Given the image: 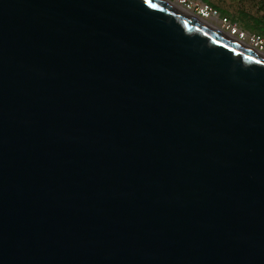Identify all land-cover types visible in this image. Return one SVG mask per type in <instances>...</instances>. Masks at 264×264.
I'll use <instances>...</instances> for the list:
<instances>
[{"label":"water","instance_id":"water-1","mask_svg":"<svg viewBox=\"0 0 264 264\" xmlns=\"http://www.w3.org/2000/svg\"><path fill=\"white\" fill-rule=\"evenodd\" d=\"M165 0H0V264H264V53Z\"/></svg>","mask_w":264,"mask_h":264},{"label":"rangeland","instance_id":"rangeland-1","mask_svg":"<svg viewBox=\"0 0 264 264\" xmlns=\"http://www.w3.org/2000/svg\"><path fill=\"white\" fill-rule=\"evenodd\" d=\"M206 2V0H197ZM211 5L218 10L219 16L208 18L210 24L221 28L224 31H229L224 27L222 19L227 17L232 23L238 24V31H244L249 34L257 33L263 35L264 38V23L261 14L257 9L255 0H207ZM259 30V31H258ZM261 31V32H260ZM240 38V32L235 34ZM250 44L249 37L242 40ZM252 46V45H251ZM256 49V48H255Z\"/></svg>","mask_w":264,"mask_h":264},{"label":"built area","instance_id":"built-area-1","mask_svg":"<svg viewBox=\"0 0 264 264\" xmlns=\"http://www.w3.org/2000/svg\"><path fill=\"white\" fill-rule=\"evenodd\" d=\"M178 5L182 6L183 9L191 11L193 14H196L200 17L214 18L219 16L218 10L214 8L213 5L206 3V2H199L197 0H173ZM205 18V19H206ZM224 27L229 30L226 32H240V39L244 40L245 38L249 37L250 45L254 46L258 51L264 53V38L262 35L253 33L249 34L244 31H238V24L232 23L227 17L222 19Z\"/></svg>","mask_w":264,"mask_h":264},{"label":"bare ground","instance_id":"bare-ground-1","mask_svg":"<svg viewBox=\"0 0 264 264\" xmlns=\"http://www.w3.org/2000/svg\"><path fill=\"white\" fill-rule=\"evenodd\" d=\"M165 1L169 2L170 0H165ZM173 5L178 6V8H180V9L183 8L182 6L178 5L176 2H174ZM183 10H184L185 12H187L188 14L192 15L193 17H195L196 19H199V20H201L202 22L206 23V24H207L208 26H210L211 28H213V29H215V30H217V31H220V32H222V33H225L227 36H230L232 39H234L235 41L240 42L241 44L247 46L248 48H251V49H253V50H255V51H258L257 49H255L254 46H251L250 44H247L246 42L242 41V39L236 37V36H235L236 32H234V31H232V32H226V31L222 30L221 28H218L217 26H215V25H213V24H210V22L207 21V18H206V17H203V18H202V17H200V16H198V15H196V14H193L191 11H188V10H185V9H183ZM205 18H206V19H205ZM259 52H260V51H258V53H259ZM260 53L262 54L263 52H260Z\"/></svg>","mask_w":264,"mask_h":264},{"label":"flooded vegetation","instance_id":"flooded-vegetation-1","mask_svg":"<svg viewBox=\"0 0 264 264\" xmlns=\"http://www.w3.org/2000/svg\"><path fill=\"white\" fill-rule=\"evenodd\" d=\"M254 3L257 5V9L259 10V13L261 14L262 21L264 23V9H262V6L264 4V0H261V1L259 0V3H258V0H255Z\"/></svg>","mask_w":264,"mask_h":264},{"label":"trees","instance_id":"trees-1","mask_svg":"<svg viewBox=\"0 0 264 264\" xmlns=\"http://www.w3.org/2000/svg\"><path fill=\"white\" fill-rule=\"evenodd\" d=\"M260 1H261V0H260ZM258 3H259V0H258ZM258 3H257V4H258ZM262 9H264V4H263V6H262ZM258 31H259V30H258ZM260 32H261V31H260ZM260 35H261V34H260ZM262 36H263V35H262Z\"/></svg>","mask_w":264,"mask_h":264},{"label":"snow or ice","instance_id":"snow-or-ice-1","mask_svg":"<svg viewBox=\"0 0 264 264\" xmlns=\"http://www.w3.org/2000/svg\"><path fill=\"white\" fill-rule=\"evenodd\" d=\"M149 2V0H145V3H148Z\"/></svg>","mask_w":264,"mask_h":264},{"label":"crops","instance_id":"crops-1","mask_svg":"<svg viewBox=\"0 0 264 264\" xmlns=\"http://www.w3.org/2000/svg\"><path fill=\"white\" fill-rule=\"evenodd\" d=\"M206 3H209V2L206 0ZM209 4H211V3H209Z\"/></svg>","mask_w":264,"mask_h":264}]
</instances>
